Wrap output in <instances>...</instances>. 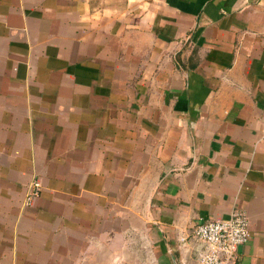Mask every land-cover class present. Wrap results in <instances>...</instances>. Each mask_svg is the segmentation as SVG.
Instances as JSON below:
<instances>
[{
  "label": "crops",
  "instance_id": "obj_1",
  "mask_svg": "<svg viewBox=\"0 0 264 264\" xmlns=\"http://www.w3.org/2000/svg\"><path fill=\"white\" fill-rule=\"evenodd\" d=\"M237 207L264 264V0H0V264H191Z\"/></svg>",
  "mask_w": 264,
  "mask_h": 264
},
{
  "label": "built area",
  "instance_id": "obj_2",
  "mask_svg": "<svg viewBox=\"0 0 264 264\" xmlns=\"http://www.w3.org/2000/svg\"><path fill=\"white\" fill-rule=\"evenodd\" d=\"M41 183L34 180L26 195L31 204L39 194ZM250 220L242 208H235L227 218L197 223L191 233L181 238L191 244V264H237L238 247L249 241Z\"/></svg>",
  "mask_w": 264,
  "mask_h": 264
},
{
  "label": "rangeland",
  "instance_id": "obj_3",
  "mask_svg": "<svg viewBox=\"0 0 264 264\" xmlns=\"http://www.w3.org/2000/svg\"><path fill=\"white\" fill-rule=\"evenodd\" d=\"M35 199V198H34ZM34 201V200H33ZM33 203V202H32ZM26 204V203H25Z\"/></svg>",
  "mask_w": 264,
  "mask_h": 264
}]
</instances>
